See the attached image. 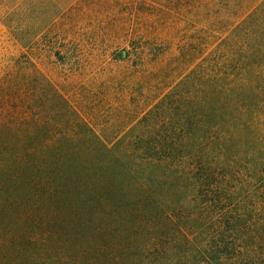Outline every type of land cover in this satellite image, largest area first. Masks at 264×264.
I'll return each mask as SVG.
<instances>
[{
  "label": "trees",
  "instance_id": "trees-1",
  "mask_svg": "<svg viewBox=\"0 0 264 264\" xmlns=\"http://www.w3.org/2000/svg\"><path fill=\"white\" fill-rule=\"evenodd\" d=\"M256 6L219 42L231 51L242 35L244 54L236 72L216 68L208 110L190 73L129 142L102 141L38 63L17 59L0 83V264H264V161L253 134L235 140L262 108Z\"/></svg>",
  "mask_w": 264,
  "mask_h": 264
},
{
  "label": "rangeland",
  "instance_id": "rangeland-1",
  "mask_svg": "<svg viewBox=\"0 0 264 264\" xmlns=\"http://www.w3.org/2000/svg\"><path fill=\"white\" fill-rule=\"evenodd\" d=\"M259 4L264 0H0V83L26 54L102 141L129 142L125 136L145 113L190 73L197 112L208 110L216 68L230 63L236 72L244 54L242 35L231 51L219 42ZM260 83L250 92L259 117L251 134L235 140L253 134L250 150L264 161V71Z\"/></svg>",
  "mask_w": 264,
  "mask_h": 264
}]
</instances>
